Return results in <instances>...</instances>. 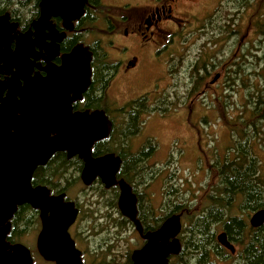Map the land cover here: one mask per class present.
I'll return each instance as SVG.
<instances>
[{
  "label": "rangeland",
  "instance_id": "rangeland-1",
  "mask_svg": "<svg viewBox=\"0 0 264 264\" xmlns=\"http://www.w3.org/2000/svg\"><path fill=\"white\" fill-rule=\"evenodd\" d=\"M234 1L184 0L174 11L183 20L174 22V40L167 50L168 60L164 59L165 51L150 58L142 56L138 71L130 77L116 73L104 88V100L112 107H120L127 101L139 97L142 99L145 95L150 99L148 103L152 104L155 98L151 88L153 80L159 82L154 89H157L155 92L162 104H156L163 108L142 113L139 133L129 134L123 149L117 147L120 139L113 143V147L129 154L126 155L128 161L143 146L151 150L146 162L150 167L144 177L146 181L149 179L146 191L152 198L147 207L153 212L154 218L167 215L174 203L185 204L195 200L200 203L204 199V188L208 190L207 184L212 177L208 173L209 164L223 159L231 152V148L237 147L235 139L243 140L245 135L252 138L249 145L259 158L260 169L264 171V55L257 52L262 44L259 34L248 24L250 18L257 21L259 16L254 8L244 11ZM217 8L222 9L214 18ZM184 24L187 26L182 27ZM113 40L117 43L118 39L113 37ZM246 45H249L250 53H247ZM200 57L205 59V62L199 61L202 66L211 65L209 68H213L212 76L222 73L220 81L205 92L202 87L199 90L191 89L192 70ZM209 58H214V64L207 65ZM182 93L185 97L189 94L183 106L178 103V96ZM165 96L169 97V103L161 102ZM194 96L196 98L190 100ZM164 107H168L167 110ZM111 111L113 116L118 115ZM126 129L127 125H117L116 136H122L121 133ZM152 144L155 145L153 150ZM109 147L113 148L112 145ZM166 172H169L167 179ZM74 174L69 168L68 171L63 170L56 180L68 181L71 187L66 188L67 198L75 199L80 205V224L85 234L83 238L89 241H86V245L89 243L98 247L101 244L104 247L108 244L116 252L108 257L114 258L118 264L124 263L125 257H118V252H124L127 257L140 244L136 231L126 221L120 220L123 217L117 202L115 205L112 200V191L103 190L104 187L98 183L85 187ZM145 197L148 199L149 196ZM239 198H234L231 211L241 216L238 207L242 200ZM207 205L209 207L211 202ZM179 211L183 226L191 223L183 206ZM254 212H250V216ZM221 228L215 229V235L221 233ZM121 229L124 231L121 232ZM29 230L23 236V243L37 251V223ZM210 260L218 261V258L214 256ZM37 261L39 264H53L42 263L40 259Z\"/></svg>",
  "mask_w": 264,
  "mask_h": 264
},
{
  "label": "water",
  "instance_id": "water-1",
  "mask_svg": "<svg viewBox=\"0 0 264 264\" xmlns=\"http://www.w3.org/2000/svg\"><path fill=\"white\" fill-rule=\"evenodd\" d=\"M56 13L43 11L39 21ZM3 45L5 49H1ZM21 52L22 47L11 53L8 43L0 44V60L17 68L13 87L11 83L8 95L0 97V264H34L25 245L11 246L6 240L11 219L23 204L40 213L42 229L37 248L46 260L56 264H84L69 232L78 216L75 202L66 200L65 192L51 194L47 186L32 183L35 170L61 151L83 160L80 178L85 186L97 179L106 188L119 185L118 209L146 241L142 248L132 252L133 264H169V256L182 250L178 237L183 228L180 214L166 217L159 228L143 235L137 217V196L129 183L117 180L121 157L114 152L93 154L95 144L111 134L110 119L100 109L72 111V101L81 98L91 84V52L78 45L63 56L61 67L49 68L46 77H35L19 87L17 77L25 67L22 57L20 60L17 57ZM249 221L252 227L262 226L264 209L256 210ZM217 240L235 253V246L225 232L218 234Z\"/></svg>",
  "mask_w": 264,
  "mask_h": 264
},
{
  "label": "flooded vegetation",
  "instance_id": "flooded-vegetation-1",
  "mask_svg": "<svg viewBox=\"0 0 264 264\" xmlns=\"http://www.w3.org/2000/svg\"><path fill=\"white\" fill-rule=\"evenodd\" d=\"M18 2L21 8H25L29 3V0H18ZM183 3L184 0H37V4L35 6L39 8L40 14L37 17H33L29 22L25 24V27L22 30L23 33L17 32L16 25L10 24L8 22L7 13H5L4 16H0V44L8 43L9 51L11 53H14L18 46L22 47V52L17 57L18 60H20V58L22 57V62L25 63V67L23 70V74L17 77V83L19 87H23L26 81L31 80L35 77H46L48 75L49 68L61 67L63 64V56L71 53L72 50L78 45L87 47L91 52V84L82 94L81 98L72 101V111L83 112L86 110H103L110 119L113 130L114 125L128 124L129 113L132 111L131 109L135 108L141 110V107L144 108L143 106L145 105H148L150 108H163L156 104L162 103L159 102V95H156L155 91L157 89H154L155 84L159 83L157 81L155 82V80H153V86L151 87L153 92L155 93V98L152 99V104L148 103L150 99L148 95H145L142 97L146 100L144 104L143 101L134 104L133 101L138 100L140 98L139 97L135 100L127 101L120 107L117 105H115V107H112L108 102H106V100H104V88H106L109 81L116 73H123L127 77H130L131 74H134L136 71H138L142 56L143 58H150L152 56L154 57L155 55H158V53L165 51L167 53L166 55H164V59L166 61L168 60L169 54L167 50L171 45L170 43H172V41L174 40V22L177 20H183L182 18L176 16L174 11ZM221 6L222 8L224 7V5L222 4ZM222 8H217L215 10V13L213 14L215 16L214 18L217 17L216 15ZM43 11L55 13L62 12L64 15L56 13L55 15H50L48 18L39 21ZM190 23H192V21H190ZM181 26L185 27L187 25L184 24ZM113 37H117V43L114 42ZM216 45L217 42L214 44V46ZM1 49H5V46L3 45ZM197 59L198 62H196V65L193 67L191 75V89L193 88L195 90L196 88V90H199L202 87V91L205 92V90H210L213 85L220 81V79L222 78V73L218 72L215 73L214 76H212L213 68H209L211 66L209 64L211 63L207 62V65L209 66H202V63L199 61L203 60L205 62V59L202 57ZM15 72H17L16 67H11L10 65L6 66L5 61L3 59L0 60V75L4 76V79L0 80V97L5 98L8 95L11 88V83L13 87V79L14 77H16L14 76ZM165 73H167V71ZM96 75L99 79L97 82L98 85L95 84V82L97 81V77L95 79ZM104 75H106L104 77L105 81L103 82L104 84H102L101 79ZM92 85L95 87V90L89 97L87 93ZM97 96L99 98L98 101L94 100V98H96ZM185 98L189 99V94L186 97L184 93L178 96L179 105L183 106L187 103ZM195 98L196 97L194 96L190 100L193 101V99ZM168 99L169 97L165 96V98H163L161 102L169 103ZM132 102L133 106H130ZM167 108L168 107H164L165 110H167ZM111 110H113L115 114L118 113V115L113 116L111 114ZM156 111L159 110H155L152 112ZM139 131H137L135 134L139 133ZM124 145L125 143L121 144L122 149ZM142 150L146 152L143 161L144 165L138 167L141 168L140 170H142V173H144L145 175V173L148 172L147 169L150 167V165L146 164V162L149 154L151 153V150L146 148L145 146L140 149V152ZM122 153L126 158V155H129L123 150ZM104 154L106 153H101L94 156H102ZM117 155L121 157V155ZM121 159L122 162L120 169L122 168L124 160L122 157ZM132 165L133 164L128 165L124 171L119 170V173L117 174V180L124 179L131 185L132 191L136 194L138 209L137 217L143 227V235H145L148 232L157 229L153 228L151 224V221L157 218L153 217V212H150L147 207L148 204H151L150 201L152 198V196H150L146 191V189L149 187V179L147 178L146 181L144 176L142 179H140L139 173L133 170L134 167H132ZM83 166V160H81L79 157H69L68 153L64 151L57 152L51 157L47 164L39 166V169H36L39 171V176L36 182H34L32 179V183L34 186H47L50 189L51 194L65 192L66 200H70L67 198L68 191L66 189L68 188V186L71 187L68 184V181L64 180V182H61L57 181L56 178H59L60 171H68V169L70 168L75 172V174L81 181L80 174ZM53 167L55 168L54 177L48 179L49 184L42 183L45 174L48 171L53 170ZM168 173L169 172L165 173L166 179L168 177ZM150 178H152V176H150ZM145 182L146 184H143ZM94 183L100 184L101 187L103 186V190L112 191L114 193V198H112V200L114 201V204L117 202L118 207V198L120 194L119 185L115 184L111 188H106L99 179H97ZM140 188L142 190H140ZM56 189H63V191L57 192L55 191ZM115 193L117 194L116 197ZM145 196H149L148 199ZM71 201H74L75 206L78 208V216L76 218V221L70 227L69 232L72 238L75 240L76 247L81 251V259L83 263L118 264V262H116L114 258L108 257L111 254L114 255V253H116L114 250L110 249V245L107 244L104 247L101 244L98 247L91 246L89 243L88 245H86V241H88V239L86 240L85 238H83L85 234L84 229L81 228L82 226L80 224V205L75 201V199ZM140 203L142 206V210H140ZM30 207L31 208L28 209L27 212L21 215L23 221L19 223L21 226L17 224V228L15 230L13 229V222L11 220V229L7 235L6 240L11 246L18 243L25 245L30 250L34 264H39L37 261L38 259H40L42 263L51 262L53 264H56L55 262L46 260L38 251L37 238L42 229V223L39 211L32 208L31 205ZM121 216L124 217L122 214ZM26 219L28 220L27 223L25 221ZM120 220L122 221L121 218ZM146 220L148 222H146ZM163 221L161 222V224L163 223ZM34 223H37L38 225V234L36 236L37 251L31 250V248L23 243V236L26 235L25 233L30 231L29 229ZM127 223L136 231L140 241V244L135 247L133 251L135 249L142 248L145 245L146 241L142 238V235L139 234V232L135 229V225L130 220ZM249 225L251 226L250 221ZM221 229V232L226 233L224 226ZM123 231L124 229H121V232ZM180 234L178 236L179 239ZM230 242L235 246V253H231L228 248L222 246L220 243L219 244L227 251H230V253L234 256L236 255V253H238V246L233 241ZM81 244L85 245L86 247H83V245ZM8 250H11V252H13V249L11 248H9ZM133 251L131 250V252L127 254V257L124 252H118V257L122 259L125 257L126 261L124 260V263L122 264H133L131 257ZM172 256L175 255L169 256V264H175L172 261ZM230 263L231 261L229 260H220L217 262H205L203 264ZM180 264L186 263L180 262Z\"/></svg>",
  "mask_w": 264,
  "mask_h": 264
},
{
  "label": "trees",
  "instance_id": "trees-1",
  "mask_svg": "<svg viewBox=\"0 0 264 264\" xmlns=\"http://www.w3.org/2000/svg\"><path fill=\"white\" fill-rule=\"evenodd\" d=\"M238 5L246 10L252 8L255 9V13L258 14L259 18L257 21L250 18L248 24L252 25L253 30L259 34L261 39V47L257 49V52H261L264 55V0H236ZM256 4V5H255ZM237 6V5H236ZM238 6V7H239ZM215 17V16H214ZM247 53L251 51L249 45H246ZM256 47V45H254ZM243 49L240 50L242 52ZM243 55L239 56L240 59ZM207 62L213 64V59L209 58ZM106 75L103 76L102 84L105 81ZM97 75L95 76L96 79ZM98 77L95 84L98 85ZM95 87L92 85L88 90V95L93 94ZM87 97V98H89ZM97 98V99H96ZM94 100H99L98 96ZM145 103V98L133 101L135 103ZM133 102L130 106H133ZM141 110L131 109L129 113V122L127 124L126 132H122V136L117 135V125L114 128L110 136L97 142L93 148L94 155L114 152L121 155L123 160L121 171H124L126 167L133 164V170L139 173L140 179L143 178L141 168L138 166L144 165V155L146 152L142 150L137 154L131 155V161L125 157L122 151H119L117 147L121 148L120 141L126 143L127 137L134 135L139 131L140 117L142 113H149L159 108H150L148 105L143 106ZM137 111V112H136ZM139 116V117H138ZM119 146L113 147V143L118 140ZM250 136H246L243 140L235 139L237 147L231 148V152L225 155L223 159H217L208 166V173L211 177L208 182V190L204 188V199L199 202L188 201L185 204L174 203V207L170 209L169 213L162 218H157L151 221L153 228H158L161 222L170 214H179V208L183 206L188 213L190 219L189 224H185L180 234L182 242V250L179 255L172 256V261L175 264L184 262L186 264H203L210 262L211 257L216 256L218 261L229 260L230 264H264V224L258 228L251 227L249 225L248 217L250 212L259 209H264V171L260 169L261 163L256 155L255 151L249 145ZM112 145V149L109 147ZM128 145V144H127ZM151 149H155V145ZM125 147V146H124ZM128 148V146H127ZM54 168V167H53ZM39 169V168H38ZM54 170H50L45 174L42 183H48L49 178L54 177ZM38 170L34 173L33 181L36 182L38 178ZM62 173V171H60ZM59 173V174H60ZM56 174V173H55ZM57 176V175H56ZM79 179V178H78ZM206 189V190H205ZM55 191L61 192L63 189H56ZM115 193V197H116ZM242 200V204L238 209L242 215L238 216L232 214L231 208L234 205V198ZM205 200V201H204ZM204 201V202H203ZM211 202V205L207 207V203ZM116 205V204H115ZM234 207V206H233ZM29 204H23L19 206L18 210L14 214L12 220L13 229L17 228V224L22 222V214L30 209ZM200 209V211L198 210ZM140 210L142 206L140 203ZM152 212V211H151ZM141 214V211H140ZM187 217V218H188ZM26 223L28 220H25ZM122 221L129 222L128 219L122 218ZM150 221V220H149ZM146 222H148L146 220ZM227 233L230 241L237 244L240 252L236 255H232L230 251L223 248L217 241L215 235V229L223 227ZM217 262V261H214Z\"/></svg>",
  "mask_w": 264,
  "mask_h": 264
},
{
  "label": "clouds",
  "instance_id": "clouds-1",
  "mask_svg": "<svg viewBox=\"0 0 264 264\" xmlns=\"http://www.w3.org/2000/svg\"><path fill=\"white\" fill-rule=\"evenodd\" d=\"M36 4L37 0H29L26 7L21 8L18 0H0V16H4L7 13L8 22L16 25L17 32L23 33L22 30L25 24L40 14L39 8L35 6ZM3 79L4 76L0 75V80Z\"/></svg>",
  "mask_w": 264,
  "mask_h": 264
},
{
  "label": "snow or ice",
  "instance_id": "snow-or-ice-1",
  "mask_svg": "<svg viewBox=\"0 0 264 264\" xmlns=\"http://www.w3.org/2000/svg\"><path fill=\"white\" fill-rule=\"evenodd\" d=\"M23 83V82H22ZM53 135H55V133H53Z\"/></svg>",
  "mask_w": 264,
  "mask_h": 264
}]
</instances>
